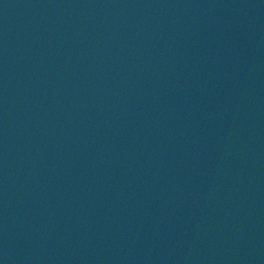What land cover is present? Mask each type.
Listing matches in <instances>:
<instances>
[{"label":"water","instance_id":"1","mask_svg":"<svg viewBox=\"0 0 264 264\" xmlns=\"http://www.w3.org/2000/svg\"><path fill=\"white\" fill-rule=\"evenodd\" d=\"M0 264H264V0H0Z\"/></svg>","mask_w":264,"mask_h":264}]
</instances>
